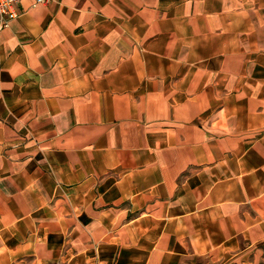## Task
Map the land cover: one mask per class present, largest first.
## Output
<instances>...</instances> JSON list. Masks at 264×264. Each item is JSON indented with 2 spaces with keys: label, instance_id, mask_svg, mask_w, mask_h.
Listing matches in <instances>:
<instances>
[{
  "label": "crops",
  "instance_id": "obj_1",
  "mask_svg": "<svg viewBox=\"0 0 264 264\" xmlns=\"http://www.w3.org/2000/svg\"><path fill=\"white\" fill-rule=\"evenodd\" d=\"M31 1L0 30V264H264V0Z\"/></svg>",
  "mask_w": 264,
  "mask_h": 264
},
{
  "label": "built area",
  "instance_id": "obj_2",
  "mask_svg": "<svg viewBox=\"0 0 264 264\" xmlns=\"http://www.w3.org/2000/svg\"><path fill=\"white\" fill-rule=\"evenodd\" d=\"M22 0H0V30L9 27L11 21L18 17ZM51 0H32L31 4H46Z\"/></svg>",
  "mask_w": 264,
  "mask_h": 264
}]
</instances>
